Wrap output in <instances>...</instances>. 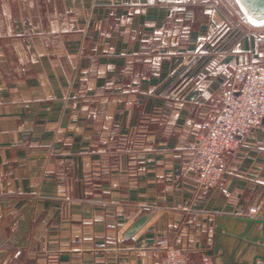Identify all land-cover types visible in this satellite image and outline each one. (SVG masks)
I'll list each match as a JSON object with an SVG mask.
<instances>
[{"label":"crops","instance_id":"0c3cea01","mask_svg":"<svg viewBox=\"0 0 264 264\" xmlns=\"http://www.w3.org/2000/svg\"><path fill=\"white\" fill-rule=\"evenodd\" d=\"M252 62L264 20L236 0H0V264H161L158 239L186 264H264L237 219L264 197L262 118L212 189L189 165Z\"/></svg>","mask_w":264,"mask_h":264},{"label":"built area","instance_id":"2783aa9c","mask_svg":"<svg viewBox=\"0 0 264 264\" xmlns=\"http://www.w3.org/2000/svg\"><path fill=\"white\" fill-rule=\"evenodd\" d=\"M232 81L234 87L223 95L221 107L204 130L196 134V143L189 157V165L195 170L194 180L200 191H208L220 182L225 174L220 163L221 155L235 149L239 144L238 135L252 129L264 116V62L237 65L232 72ZM168 95L170 91L151 95L147 112L155 113L153 110L160 97ZM246 214L264 217V197L250 205ZM155 243L164 253L161 264H186L179 247L173 246L167 239H158Z\"/></svg>","mask_w":264,"mask_h":264},{"label":"water","instance_id":"95a60500","mask_svg":"<svg viewBox=\"0 0 264 264\" xmlns=\"http://www.w3.org/2000/svg\"><path fill=\"white\" fill-rule=\"evenodd\" d=\"M240 5L241 9L243 10L246 17L250 18L253 21H263L264 20V0H236ZM262 121H264V116L262 117ZM147 215L142 214L139 216L127 229L126 235H132L146 220ZM239 221H242L245 224L247 229L251 228V230L255 227V225H260L261 230L258 235H250L246 236V240L250 242L259 241L260 243L257 244L259 247L262 248L263 252L259 256L261 260L264 261V217L253 218V217H238ZM219 229L216 228V239L218 240L219 236ZM218 247V241L215 243V250ZM226 264V263H224ZM230 264H238L232 261ZM241 264H255L254 261L251 263H241Z\"/></svg>","mask_w":264,"mask_h":264},{"label":"rangeland","instance_id":"374dc122","mask_svg":"<svg viewBox=\"0 0 264 264\" xmlns=\"http://www.w3.org/2000/svg\"><path fill=\"white\" fill-rule=\"evenodd\" d=\"M248 18V17H247ZM250 19V18H249Z\"/></svg>","mask_w":264,"mask_h":264}]
</instances>
